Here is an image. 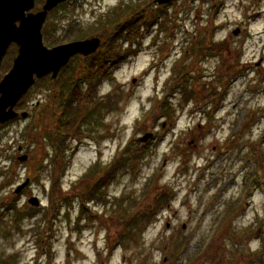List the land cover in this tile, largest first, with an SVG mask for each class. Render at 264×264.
I'll return each mask as SVG.
<instances>
[{
  "label": "rangeland",
  "instance_id": "rangeland-1",
  "mask_svg": "<svg viewBox=\"0 0 264 264\" xmlns=\"http://www.w3.org/2000/svg\"><path fill=\"white\" fill-rule=\"evenodd\" d=\"M36 2L35 10L42 4ZM135 5H142L148 17H162L141 27L138 52L117 66L108 61L111 77L101 91L117 107L95 114L92 122L77 121L79 131L74 126L66 138L68 150L58 159V170L64 173L60 188L67 201L60 197L51 207L52 158L59 145L49 135L65 116L61 84H52L51 77L39 79L18 106L26 117L0 125V262L264 264V173L259 163L263 157L264 165V0H174L165 5L156 0H68L49 15L48 22L57 24L56 35L44 34V42L57 45L49 40L55 36L60 43L69 41L63 40L72 26L84 33L80 39L100 27L112 31L129 20L131 12L125 9ZM110 17L114 24L107 23ZM115 17L122 19L115 22ZM207 38L224 42L223 54L211 52L196 61L192 47ZM107 41L103 38V45ZM16 55L13 44L0 80ZM225 56L234 64L231 71L223 64ZM87 63L88 58L75 56L68 71H61L63 79L74 73L84 81ZM180 69H187L184 83L198 93L187 104L178 88ZM215 89L222 93L218 104L211 96ZM166 95L174 108L171 118L159 116ZM87 102L86 97L75 102L79 120L87 115ZM96 120L100 124L95 128L90 123ZM146 131L157 133L148 147L138 140ZM128 144L132 148L126 157L136 158L121 167L115 180L107 176L100 182L99 176L87 175L93 166L111 165ZM27 178L29 184L16 194ZM95 185L102 186L96 191H103L105 199L91 198L90 207L82 210L79 192L86 198ZM166 191L165 201L156 202ZM31 196L41 204L31 205ZM13 198L26 214L20 220L6 209ZM128 229L133 234L126 235ZM178 243H185L184 250H176L175 258L171 251Z\"/></svg>",
  "mask_w": 264,
  "mask_h": 264
},
{
  "label": "trees",
  "instance_id": "trees-1",
  "mask_svg": "<svg viewBox=\"0 0 264 264\" xmlns=\"http://www.w3.org/2000/svg\"><path fill=\"white\" fill-rule=\"evenodd\" d=\"M41 2H43V0H41ZM125 12H131V16L127 22L122 24L121 27H117L118 25H116L113 27L112 31H109V29L102 28V27L97 28L95 30L96 35H101L103 37H106V41H107V38H108V41L104 45H102L103 50L101 52H98L97 55H93V56L88 58V63H87V68H86L87 71H86V73H84L86 79L89 80V79H94L97 77V83H99L101 81V78L99 77V70H101L103 68V66L106 64L107 60H109L110 58H115L114 65H118L121 62V58L120 59L116 58V57H118V55L121 52L122 47H123V46H120V45H122L121 42H124L127 40L130 41V46L127 49V51L129 50L128 53L133 54L136 51L133 49V44L139 46V45H141V42H142V34H141L142 33V31H141L142 25L150 27V26L154 25L155 23H157L159 21V19L162 17L159 13H151L150 16L148 17L146 15V13L143 11L142 5L141 6L140 5L130 6L127 9H125ZM114 19H115V22H118L122 18H118L119 20H117V17H115ZM107 23L108 24H111V23L114 24L112 22L111 17L109 18V21ZM160 24L163 27L164 22H160ZM56 28H57V24L55 22L46 23V25L44 26V34L46 35V37L51 36V35H56V33H55ZM72 28H73V26L71 27V29H68V31L66 32V35L68 38L64 39L63 41L80 39V38L85 37L83 35L84 34L83 32H80L79 30L74 31V30H72ZM56 38H58V37L55 36L49 40L54 39V44H58L62 41L61 38H58V39H56ZM49 43H51V42L49 41ZM119 43H120V45H119ZM221 43L222 42H216L215 40H208V38L197 40V42H195V45L192 47L193 53L196 56L195 60L197 61L201 58H204L205 56H208L209 54L212 55L213 53L223 54L222 51L225 48H224V45ZM211 52H213V53L211 54ZM223 64L225 65L226 70H228V71L233 70L234 64H231L230 62H228V59L226 56L223 58ZM69 66L71 67V63L69 65H67L66 67H64L63 69L66 68V70L68 71V69L70 68ZM186 70L187 69L178 70V78H177L178 83L180 82V84L178 85V88H181V90H182L181 102L183 104H187L191 99L197 100V98H198L197 91L194 90L193 88L189 87V85L186 84V82L184 83V81H186V75H185L184 71H186ZM242 72L244 73V70H242ZM228 75H229V77H231V76L233 77V76H235V73L233 75H230V74H228ZM48 78H50V77H48ZM51 80H52V84H55V82L57 84H61V88H62L61 99L62 100L60 101V107L62 108V111H64V115H65L61 119L59 118V123H58L57 128L55 129V133H53L52 135H49L51 138L50 139L51 142L53 144L56 143L57 145H59L58 150L56 147L55 155L52 158L53 162L55 164L54 169H53V182H52V194H51V207H53L56 203V199H58L60 197H62L65 201H67L69 199V196H64V194L61 192L60 184H61V180H62L64 173H60V171L58 170V162H59L58 159H64V157L66 156V151L68 150L67 149L68 146H67V144H65L66 138L68 137V135L70 133L73 132L72 129L74 128V126L77 125V123H76L77 121H79L78 124H81L83 121H87V120L90 121V119L92 122V118L95 114L99 116V115H102L103 110L110 111V110H112V108H116L117 102L116 101L112 102L111 100H108L105 103H103V102L95 99V101H96V103H95L94 99H90L91 95H89L88 102L84 103L85 105H87L85 107L88 109V111H86L87 116H85L84 120H79L80 118L78 119V114H79L80 108L75 104V102L77 101V99L81 100L80 97L83 95V92H82V86L83 85L82 84H84V81L83 80L80 81V80L76 79L74 73L72 74V76L70 75V77L67 76L65 79H63L62 72L59 74L58 78L51 79ZM221 80H222V78H221ZM211 96L214 97L215 104H218V101L221 98L222 93L221 94L218 93L215 89L214 92L211 94ZM79 102H81V101H79ZM173 112H174V108H173L171 102L169 101V96H166L161 101V111H160L159 116L160 117L165 116L166 118H171ZM40 119L42 120V117ZM97 123L100 124V122L98 120H96L94 123H90V124L95 126V128H96ZM79 127L80 126H76L77 131H79V129H80ZM92 131H94V129H92ZM77 134H80V133H77ZM149 144H151V141H149ZM146 146L148 147L149 145H146ZM130 148H132L131 144H128L125 147V150H122V153L117 158H115V160L112 162L111 165L108 164L103 169H97L96 167L94 169H92V171L90 172V174L92 173L91 176H94V175L99 176L100 182H102L105 179V177H107V176H108L107 177L108 181L112 178H114V180H115L117 177V174L119 173V170L121 169V167H123V166L126 167V165L129 161H132L134 158H136V156L126 157L125 152L130 150ZM61 150H62V153H61ZM138 153L140 154L141 157L143 156L142 152L138 151ZM259 163L262 166L261 168L263 169V173H264L263 157L260 158ZM98 168H99V166H98ZM35 180H38V179L35 178ZM256 184H259V182H256ZM95 186H92V188L88 192V195L85 196L86 198H84L82 192H79V194H80L79 196H80L81 202H82V204H81L82 210H83V208L85 210L84 206L90 200H92L91 198H96L99 195L98 199L99 198L101 200L105 199V197L103 196V194H105V193H103V191L102 192L96 191V190H101L100 187L102 188V186L101 185L96 186V187ZM159 196H157V197H159ZM166 196H167V191L165 192V195L160 196V199H157L156 202L159 203V201H161V200L165 201ZM150 208H153V207H150ZM150 208L147 209L148 214H149V211L152 212V210H150ZM6 209L7 210H14L16 213V219L17 220L22 219L26 215L18 207V200L14 199V198L9 200L6 203ZM148 214L146 217L149 219ZM145 215H146V213H145ZM0 216H3V215H0ZM27 216L31 217L32 214H29ZM233 216L234 215H232V217ZM56 217H57V214L54 218H56ZM142 217H144V216H142ZM1 218L2 217H0V219ZM134 218L135 217H132V219L130 221V225H132L133 222H135ZM230 218H231L230 213H228L226 216V220L230 221ZM131 234H133V230L128 229V231L126 232V235H131ZM184 244L185 243L174 244V246L172 247L171 255L173 257L177 258L179 255V252H177V251L178 250L179 251L184 250V248H183ZM0 264H7V263L2 261V262H0Z\"/></svg>",
  "mask_w": 264,
  "mask_h": 264
},
{
  "label": "water",
  "instance_id": "water-1",
  "mask_svg": "<svg viewBox=\"0 0 264 264\" xmlns=\"http://www.w3.org/2000/svg\"><path fill=\"white\" fill-rule=\"evenodd\" d=\"M65 1L45 0L42 9L33 12L36 0H0V70L10 45L15 43L18 47L11 69L0 80V124L19 115L15 107L37 79L48 75L57 78L60 70L73 56H88L100 47L101 38L98 36L53 47L45 44L42 28L47 15ZM171 1L173 0H156L159 4ZM238 31H234V34H238ZM22 115L26 116L27 112H22ZM153 137L154 132H146L139 140L147 142ZM26 159L27 155L20 157L22 161ZM29 182L30 179L27 178L15 189V193H20ZM28 202L33 206L41 204L37 196H32Z\"/></svg>",
  "mask_w": 264,
  "mask_h": 264
},
{
  "label": "flooded vegetation",
  "instance_id": "flooded-vegetation-1",
  "mask_svg": "<svg viewBox=\"0 0 264 264\" xmlns=\"http://www.w3.org/2000/svg\"><path fill=\"white\" fill-rule=\"evenodd\" d=\"M154 67H152V69H153ZM19 111V110H18ZM20 115L15 119V120H17V119H20ZM5 124H8V123H5ZM102 152H99V154L98 155H100ZM97 154V153H96ZM96 164V163H95ZM108 164H105L104 165V168L107 166ZM96 166H93V167H91L90 169H89V171L87 172V175H90V172L92 171V169H94Z\"/></svg>",
  "mask_w": 264,
  "mask_h": 264
}]
</instances>
